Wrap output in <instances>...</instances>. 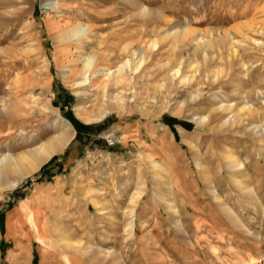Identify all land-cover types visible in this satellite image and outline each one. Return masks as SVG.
I'll list each match as a JSON object with an SVG mask.
<instances>
[{"label":"rangeland","instance_id":"obj_1","mask_svg":"<svg viewBox=\"0 0 264 264\" xmlns=\"http://www.w3.org/2000/svg\"><path fill=\"white\" fill-rule=\"evenodd\" d=\"M79 25L78 40L64 36ZM89 58L98 68L86 85L65 78ZM123 65L124 110L94 120L106 111L96 82L117 93L105 76ZM192 65L195 82H171L180 67L194 74ZM198 89L203 96L182 106ZM237 92H246L254 114L240 112ZM257 92L264 93V0H0V100L14 107L0 113V155L36 149L59 134L58 118L74 132L40 171L0 192V264H264ZM209 113L205 125L196 123ZM233 114L239 120L225 125ZM107 135L117 148H108ZM225 157L243 161L246 172L233 175ZM132 208L129 237L124 213Z\"/></svg>","mask_w":264,"mask_h":264},{"label":"bare ground","instance_id":"obj_2","mask_svg":"<svg viewBox=\"0 0 264 264\" xmlns=\"http://www.w3.org/2000/svg\"><path fill=\"white\" fill-rule=\"evenodd\" d=\"M69 29V28H68ZM84 29L81 25L75 26L73 28H70L69 32L65 34L64 36L66 38H69L70 40L75 39L78 40L80 37H82L84 34ZM84 38V37H83ZM81 40H83L81 38ZM104 59V58H103ZM205 60L208 59L207 56L204 57ZM99 60V58H98ZM97 60V61H98ZM195 65V64H194ZM126 66L123 65V67L118 70V72H110L105 76L106 78L113 79V85L112 89L117 92L118 86H120L123 83V75L124 74V68ZM98 65L97 62H94L93 58H89L88 61L84 64L83 67L79 68V70L71 71V72H65V78L69 79H75L77 77H83L84 81L80 83V85H86V82L89 80L90 76L97 71ZM242 68L244 70H248L247 66L242 63ZM190 69L192 71H195L194 74H192L189 77L184 76L182 68L180 67L178 70L172 71L169 75L171 82L174 84L176 81L177 84L187 85L189 83L195 82L196 75L198 73L197 66H190ZM106 70V69H105ZM110 70V69H109ZM217 73V72H216ZM214 75V74H213ZM215 77L217 75H214ZM214 77V78H215ZM95 78V77H94ZM208 78V77H207ZM98 79H95V81ZM105 80V79H104ZM99 81V80H98ZM103 81V80H102ZM102 81L100 83H102ZM105 82V81H104ZM105 86H107L108 82L104 83ZM96 85L99 86V89L101 91V95L103 97V106L105 108V114L102 116H99L95 118L96 121H101L104 119L106 114L109 113H120L124 110L125 107V96L121 92L114 93L112 92L109 94L107 89H104L102 92V87L100 88V84L96 82ZM111 89V90H112ZM241 95L242 102L244 104L243 108L240 110V112H246L254 114L256 112L255 107L248 101L246 92H237ZM203 96V93L201 90H197L195 93L191 94V96L185 100L182 101L181 105L186 106L190 102H196L198 99H200ZM254 98L261 102L264 105V93L257 92L254 94ZM154 104H156L154 102ZM15 106V105H14ZM13 107L12 101L7 100H0V113L2 112H8V110ZM218 110L222 112H229L230 110H233V106L231 105H221ZM14 109H11V113ZM9 112V113H10ZM211 113V112H210ZM210 113L205 116L197 117L196 123L199 125H205L206 122H208L210 118ZM6 114V113H5ZM240 114V113H239ZM239 114H233L232 117L228 118L225 123V125H235L237 120H239L240 115ZM91 120L85 119V122H90ZM61 127V131L59 134L54 135L50 139L43 141L39 147H37L34 150L28 151L15 156L13 154L8 155H0V192L7 188H15L18 186L19 182L22 181L24 178L30 177L32 175H35L38 171H40L41 167L43 165L50 161V159L59 151L65 149V147L70 143V141L74 137L73 127L72 125L61 118H58L54 122V127ZM262 126L256 125L253 127L252 131L254 134H261L264 136V129L261 128ZM56 129V128H54ZM57 130V129H56ZM109 135L105 136V139ZM56 154V155H57ZM202 156V155H201ZM225 157V164L227 169L233 173V175L242 176L244 172H246L245 165L243 161H241L238 158H232V157ZM201 157L196 158V164L199 168L203 167L204 163L202 162ZM4 174H10L13 176L12 181H8L5 178L2 177ZM205 187H210V192L214 193L215 198L219 199L221 197L220 193L216 189V183L213 179V177L209 173H205ZM237 187L244 188V187H254L251 184H246V186L242 185L240 181H237ZM245 190V189H244ZM249 192H251V189H248ZM140 196L132 198V203L134 204V207H136L139 204ZM168 205L169 210L174 214L175 217L180 214L178 207L174 203H170L169 201H165ZM227 205V204H226ZM124 216L128 217L130 219L128 227L126 228V232L128 233L129 237L132 235H135L136 233V226L134 223L135 219V208L130 209L129 211L126 210L124 213ZM180 217V216H179ZM178 219V218H177ZM178 222V221H177ZM181 224V222H179ZM133 237V236H132Z\"/></svg>","mask_w":264,"mask_h":264},{"label":"built area","instance_id":"obj_3","mask_svg":"<svg viewBox=\"0 0 264 264\" xmlns=\"http://www.w3.org/2000/svg\"><path fill=\"white\" fill-rule=\"evenodd\" d=\"M107 146L112 149L119 144V140L116 136L110 135L106 138Z\"/></svg>","mask_w":264,"mask_h":264},{"label":"crops","instance_id":"obj_4","mask_svg":"<svg viewBox=\"0 0 264 264\" xmlns=\"http://www.w3.org/2000/svg\"><path fill=\"white\" fill-rule=\"evenodd\" d=\"M107 145V144H106ZM109 148V147H108ZM115 148H117V147H114V148H112V149H115ZM110 149V148H109ZM109 159V158H108Z\"/></svg>","mask_w":264,"mask_h":264}]
</instances>
